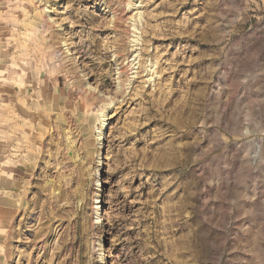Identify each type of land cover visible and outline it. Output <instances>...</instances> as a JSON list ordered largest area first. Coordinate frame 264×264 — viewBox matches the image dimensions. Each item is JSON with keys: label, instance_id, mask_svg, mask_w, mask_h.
<instances>
[{"label": "rangeland", "instance_id": "obj_1", "mask_svg": "<svg viewBox=\"0 0 264 264\" xmlns=\"http://www.w3.org/2000/svg\"><path fill=\"white\" fill-rule=\"evenodd\" d=\"M0 264H264V0H0Z\"/></svg>", "mask_w": 264, "mask_h": 264}, {"label": "bare ground", "instance_id": "obj_2", "mask_svg": "<svg viewBox=\"0 0 264 264\" xmlns=\"http://www.w3.org/2000/svg\"><path fill=\"white\" fill-rule=\"evenodd\" d=\"M130 5H131V3H130ZM140 13V12H139ZM137 15V14H136ZM134 19V18H133ZM71 43V42H70ZM4 72V71H3ZM4 76V75H3ZM101 112H103V111H101ZM105 118V117H104ZM101 120V119H100ZM106 119H104V124H105V121ZM101 136H102V134L100 133V135H99V137L101 138ZM100 197H101V195L100 194H98V196H97V199H96V206H95V209H96V214H97V219L98 220H101L102 218H104V216H103V214H102V212H100V209H101V205H100V203L102 202V200L100 199ZM102 253V252H101Z\"/></svg>", "mask_w": 264, "mask_h": 264}]
</instances>
